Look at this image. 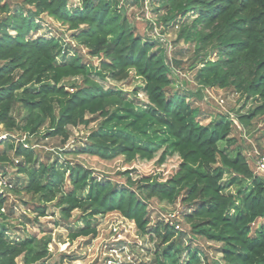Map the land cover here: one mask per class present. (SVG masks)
<instances>
[{
  "label": "trees",
  "instance_id": "trees-1",
  "mask_svg": "<svg viewBox=\"0 0 264 264\" xmlns=\"http://www.w3.org/2000/svg\"><path fill=\"white\" fill-rule=\"evenodd\" d=\"M157 1V23L164 31L177 28V42L195 47L189 68L198 67L199 90L231 89L244 98L241 110H248L239 111L238 125L249 127L264 117V0ZM44 22L58 34H38ZM81 49L91 57L104 56L94 64ZM167 54L158 38L138 31L121 0H81L80 5L73 0H0V127L28 138L9 144L13 156L0 149V161L26 175L6 185L38 198L36 223L52 205L65 222L81 210L85 225L72 231L73 240L96 238L93 223L100 215L118 213L133 221L151 244L152 258L122 264H211L208 254L192 244L196 238L221 243L224 264H264V223L256 226L264 218V176L231 143L229 114L205 123L192 93L173 90L172 73L184 62ZM76 77L82 83L65 84ZM130 80L139 82L131 92L103 82ZM129 98L142 100L145 120L168 137L144 144L110 131L102 121L84 143L63 149L52 162L40 160L33 136L67 142L69 127L106 119ZM90 162L117 169L101 170ZM234 185L237 190L229 191ZM154 199L186 206L189 238L178 218L179 227L171 218L152 222ZM7 202L0 193V211ZM0 216L7 218L3 212ZM38 241L36 233L11 239L9 227L0 221V264H49Z\"/></svg>",
  "mask_w": 264,
  "mask_h": 264
},
{
  "label": "rangeland",
  "instance_id": "rangeland-1",
  "mask_svg": "<svg viewBox=\"0 0 264 264\" xmlns=\"http://www.w3.org/2000/svg\"><path fill=\"white\" fill-rule=\"evenodd\" d=\"M5 1L11 0H3V2ZM73 2L74 5L81 4V0H73ZM158 4L157 0H121L124 13L129 16L140 33L158 38L166 49L169 59H177L184 62V65L179 67L180 69L177 68L172 73L173 90H187L192 93L190 99H194V105L201 108V118L205 123L217 120L221 115L229 114V118L234 122V130L230 141L231 143L235 141L248 159L254 162L251 166L255 170L258 155H264V117L256 118L249 127L238 125L236 117L239 111L243 109L244 98H240V95L231 89L211 88L206 91L199 90L201 85L196 79L198 67L189 68V64L195 54V47L183 41L177 42V28H167L164 31V25L157 23V14L154 9ZM38 34L51 36L58 33L49 27L47 22H44L43 29ZM69 35H66V40L71 44V53H74L76 46L74 47L75 44L69 38ZM82 53L85 55L86 61L94 64H98L100 58L104 56L101 53L91 57L85 50H82ZM64 82L72 88V86L82 83V78H70ZM103 82L107 86L114 85L129 92L139 85V82L135 80ZM194 94H197L198 97L194 96ZM221 99L225 101V108L220 105ZM141 101L129 98L128 103L123 108L114 110L112 115L106 119L97 117L87 127H69L70 138L67 142H64L62 138L44 139L39 136H33L30 139L31 143L40 160L52 162L56 158L57 153L63 149L73 148L84 143L92 132L99 129L102 121H105L110 131H120L144 144L155 143L159 140L158 137L161 136L168 137L164 129L145 120V107L141 104ZM247 110L248 108L240 112H246ZM16 114L18 116L19 113L16 111ZM19 139L28 140L21 131L16 130L13 133H9L4 126L0 127V141H6L4 144L0 143L2 151L8 149L10 155L13 156L12 150L9 149V144L13 141L17 142ZM220 145L224 148L226 142H221ZM91 164L106 171H110L109 168H111V171L117 169V166L105 167L94 164V162ZM18 177H21L22 181L26 175L18 174L16 166L0 161V193L8 197L5 209L0 211V213H5L7 218L0 216V221H3L9 227V236L13 240L23 239L28 233H36L39 239L37 247L39 249L46 248L45 252L48 255L49 264H111L108 260L110 257H114L116 261L122 260L123 262L133 261L136 258L145 262L150 261L152 258L149 252L151 244L148 240L141 236L133 221L126 220L118 213L100 215L95 218L96 220L93 224L99 231L96 238L90 236L72 239V231H76L85 225L81 210H75L71 220L65 222L61 219L60 209L52 205L49 209V215L41 217L40 223H36L33 209L38 198L32 199L31 194L24 191L15 192V190L10 189L6 185L9 183L16 185ZM229 177L230 175L226 178L228 179ZM117 180L119 182L123 181L122 178ZM17 187L20 189L21 183ZM237 188V185H234L229 191L235 192ZM185 210L186 206L181 202L176 205H167L154 199L150 205L153 223L159 219H169L170 214H176V218L181 221V229L187 232L186 238H189L191 232L184 223ZM263 223L264 218L259 219L256 226ZM192 244L199 246L208 254L211 264H224L221 259V243L208 241L204 238H196Z\"/></svg>",
  "mask_w": 264,
  "mask_h": 264
},
{
  "label": "built area",
  "instance_id": "built-area-1",
  "mask_svg": "<svg viewBox=\"0 0 264 264\" xmlns=\"http://www.w3.org/2000/svg\"><path fill=\"white\" fill-rule=\"evenodd\" d=\"M224 103H225V101L223 99H221L220 105L224 107L225 106ZM256 171L259 174H261L262 176H264V155L263 154H260L258 157V160L256 161ZM169 218L172 219V222L176 223L177 227L180 226L178 220H174V218H176V214H171ZM108 260H109V263H111V264H122V263H124L122 260L116 261L114 257H110ZM128 261H130V260H128Z\"/></svg>",
  "mask_w": 264,
  "mask_h": 264
}]
</instances>
